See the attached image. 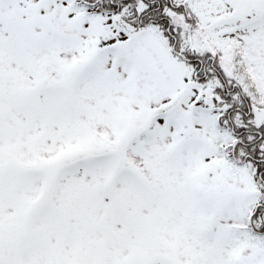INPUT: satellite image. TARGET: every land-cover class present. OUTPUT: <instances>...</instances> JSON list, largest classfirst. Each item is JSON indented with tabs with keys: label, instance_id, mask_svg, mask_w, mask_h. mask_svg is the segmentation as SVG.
I'll return each instance as SVG.
<instances>
[{
	"label": "rangeland",
	"instance_id": "obj_1",
	"mask_svg": "<svg viewBox=\"0 0 264 264\" xmlns=\"http://www.w3.org/2000/svg\"><path fill=\"white\" fill-rule=\"evenodd\" d=\"M187 2L264 106V0ZM189 80L152 27L0 0V264H264L252 170Z\"/></svg>",
	"mask_w": 264,
	"mask_h": 264
},
{
	"label": "trees",
	"instance_id": "obj_2",
	"mask_svg": "<svg viewBox=\"0 0 264 264\" xmlns=\"http://www.w3.org/2000/svg\"><path fill=\"white\" fill-rule=\"evenodd\" d=\"M88 9L106 10L111 12L120 22L128 24L139 34L149 24H156L163 28L164 35L170 43H174L177 50H181L185 57L179 60L184 62L191 76L197 75L196 81L201 84V92H209L214 96L226 98L229 112L219 118L218 123L235 138L229 145L228 156L245 162L252 170L261 193L256 196L255 206L246 218V229L251 233L264 236V122L257 127L252 120V113L248 104L251 100L248 92L236 77L232 66L228 65L226 58L218 51L212 55L210 49H197L198 61L192 60L194 50L190 48L194 42L189 35L197 30L198 24H193L189 30L181 26H174L163 18L156 1L159 0H79ZM166 3V0H160ZM151 2H154L152 4ZM162 4V5H163ZM167 27L169 29H167ZM173 35L174 37H169ZM175 39V40H174ZM195 45V44H194ZM189 58V59H188ZM226 66L230 76L222 69ZM244 64L241 65V67ZM236 82L237 85H232ZM239 108V109H238Z\"/></svg>",
	"mask_w": 264,
	"mask_h": 264
},
{
	"label": "flooded vegetation",
	"instance_id": "obj_3",
	"mask_svg": "<svg viewBox=\"0 0 264 264\" xmlns=\"http://www.w3.org/2000/svg\"><path fill=\"white\" fill-rule=\"evenodd\" d=\"M151 3L154 4V2H151ZM156 4H157V7L160 8V12L164 13L163 18H166L168 22H170V21H169V17L167 15V12L173 11V12H177L180 14H182V13L184 14L185 17H184L182 24H180L181 27H184V26L186 27L187 22L194 23L193 20H195V18L193 17V12L190 10V8L189 7L187 8V1L183 4V3H181V0H166V3L164 2V4H163V1L161 2L159 0V1H156ZM156 27L159 28L157 25H156ZM167 29H169V28L167 27ZM159 30L164 32L163 28L162 29L159 28ZM168 36L174 37L173 35H169V33H168ZM190 49L193 50V48H190ZM175 53L177 56V52H175ZM192 54L194 55L192 60H195L197 62L199 59L196 56V49H194V52ZM179 55H180V53H179ZM212 55H214L213 52H212ZM194 78L196 79L197 75H195ZM192 83H194V82H192ZM234 84L235 83H232V85H234ZM210 94L213 95L212 93H210ZM217 98L218 97L212 96V98H209L208 101L205 100L206 103H208L206 109L216 110L217 115L221 116L224 114V112H226V109L228 108V106L226 103V98L222 97L221 101L216 102ZM204 99H206V98H204ZM227 115H229V112H227Z\"/></svg>",
	"mask_w": 264,
	"mask_h": 264
},
{
	"label": "water",
	"instance_id": "obj_4",
	"mask_svg": "<svg viewBox=\"0 0 264 264\" xmlns=\"http://www.w3.org/2000/svg\"><path fill=\"white\" fill-rule=\"evenodd\" d=\"M173 23L180 24L182 22V16L174 12H168ZM254 119L256 125L259 126L260 123L264 120V107L253 106Z\"/></svg>",
	"mask_w": 264,
	"mask_h": 264
}]
</instances>
